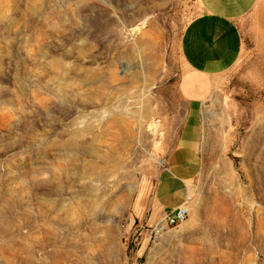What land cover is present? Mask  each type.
I'll list each match as a JSON object with an SVG mask.
<instances>
[{
    "label": "rangeland",
    "instance_id": "rangeland-1",
    "mask_svg": "<svg viewBox=\"0 0 264 264\" xmlns=\"http://www.w3.org/2000/svg\"><path fill=\"white\" fill-rule=\"evenodd\" d=\"M199 0H0V264H264V0L202 110L185 221L155 200ZM160 230L157 237L152 231Z\"/></svg>",
    "mask_w": 264,
    "mask_h": 264
},
{
    "label": "crops",
    "instance_id": "crops-1",
    "mask_svg": "<svg viewBox=\"0 0 264 264\" xmlns=\"http://www.w3.org/2000/svg\"><path fill=\"white\" fill-rule=\"evenodd\" d=\"M202 11L188 22L180 39L187 67L180 92L186 117L175 147L158 174L155 200L164 216H174L190 199V187L202 171V110L212 93L210 81L232 71L244 52L242 22L258 0H199ZM200 79V80H199Z\"/></svg>",
    "mask_w": 264,
    "mask_h": 264
},
{
    "label": "built area",
    "instance_id": "built-area-1",
    "mask_svg": "<svg viewBox=\"0 0 264 264\" xmlns=\"http://www.w3.org/2000/svg\"><path fill=\"white\" fill-rule=\"evenodd\" d=\"M189 208L186 206L180 208L177 213L174 216L171 215H167L166 216V222L167 224L171 225V226H175L183 221L186 220V218L189 215ZM160 230H155L152 231V236L157 237V235L159 234Z\"/></svg>",
    "mask_w": 264,
    "mask_h": 264
}]
</instances>
